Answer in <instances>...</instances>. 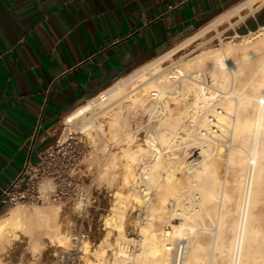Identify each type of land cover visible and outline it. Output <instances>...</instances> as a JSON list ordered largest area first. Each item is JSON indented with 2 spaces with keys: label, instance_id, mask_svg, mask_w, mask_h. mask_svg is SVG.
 Returning a JSON list of instances; mask_svg holds the SVG:
<instances>
[{
  "label": "bare ground",
  "instance_id": "1",
  "mask_svg": "<svg viewBox=\"0 0 264 264\" xmlns=\"http://www.w3.org/2000/svg\"><path fill=\"white\" fill-rule=\"evenodd\" d=\"M262 4L264 0H243L206 24L194 36L186 38L174 49L137 68L99 96L72 110L64 118V124L73 125L79 119H87L101 106L105 104L108 106L110 103L113 107L110 109L108 106L109 110L107 109L106 113L111 117V121L109 120L111 132L116 139L128 143V147L123 149L125 156L132 162H139L140 158L146 160L150 155H152L150 158L153 157L150 160L153 164L145 165V173H142L148 182L161 184L159 171L164 167L169 168L166 181L170 186L174 179L178 181L175 174L183 166L187 176V173H191L189 178L193 183L192 187L200 195L195 204L199 201L200 204L196 206L194 204V207L191 204L184 206L185 208L179 204L175 211L182 218L180 224H174L172 231L169 229L162 231L163 236L172 233L173 237L178 238L198 230L195 228L196 224L193 225L190 221L197 223L204 218V212H208V205L216 197L221 195L227 201L234 199V194L220 190L218 161L212 151L219 145L214 143V140L218 141L220 136L230 138L232 149L227 156L238 168L239 177L235 182L236 188L242 190L241 196L233 208L219 212L217 226L214 233L212 232L214 236L211 235L213 238L210 243L206 244V241L199 239L193 241L187 253L186 264H220L217 262L218 258L221 264H264V228L262 229V225L255 222L253 213L264 193V47L229 42L225 43L227 45L224 49H221L222 47L203 49V52L189 59L182 57L183 60L173 67L167 64L164 68L163 62L165 64L168 60H172L179 51L204 38L210 32H220V27L224 25L228 26L225 30L231 28L236 30L240 22L258 10ZM260 33L264 34V27L258 35ZM262 39L260 41H263ZM242 42H250V39H243ZM240 49H242L240 56L232 53ZM206 76H210L214 87L224 89L222 93L223 96L225 94L224 97L218 92L217 96L220 94V98L217 99L214 95L217 88L214 92L211 91L212 85L207 84ZM171 102H175L182 112L175 113ZM137 109L150 115L151 130L145 136L147 137L145 144L138 143L135 147H131L136 142L138 136L136 132L142 126L141 121L137 122L136 131L130 126L134 111ZM101 127L102 123L96 124L95 120H90L80 126L79 131L90 134ZM193 137L200 141L204 158L198 162L189 155L188 164L182 165L180 155L174 148L179 144L180 139L190 140ZM225 139L222 137L220 140L225 141ZM165 153H168L167 160L162 158ZM189 191H192L191 187ZM43 204L45 203H39V206ZM232 215L237 217L229 221ZM21 223L19 210L11 209L4 213L0 217V238L6 235L10 238L17 236L15 230ZM118 227L122 235V225ZM151 227L149 226V229ZM151 230L142 229L143 241L148 248L143 256L138 258V264H151V262L167 264L165 252L171 245L165 243L159 234ZM227 233H231L232 237L228 239ZM38 243L39 240L36 244ZM85 249L87 253V244ZM128 255L125 253V258ZM220 257L223 259L221 260ZM87 261V264H100L92 258Z\"/></svg>",
  "mask_w": 264,
  "mask_h": 264
},
{
  "label": "crops",
  "instance_id": "2",
  "mask_svg": "<svg viewBox=\"0 0 264 264\" xmlns=\"http://www.w3.org/2000/svg\"><path fill=\"white\" fill-rule=\"evenodd\" d=\"M242 1L0 0V192L68 113Z\"/></svg>",
  "mask_w": 264,
  "mask_h": 264
},
{
  "label": "rangeland",
  "instance_id": "3",
  "mask_svg": "<svg viewBox=\"0 0 264 264\" xmlns=\"http://www.w3.org/2000/svg\"><path fill=\"white\" fill-rule=\"evenodd\" d=\"M263 11L264 4L255 12L249 14L247 16L248 19L246 18L240 22L236 30L232 28L225 30L228 26L224 25L225 27H220V32H210L204 38L193 42L187 48L179 51L172 60H168L165 64L163 62V67L165 68L167 64L173 67L177 65L179 61L187 57L189 59L203 52L205 49H218L219 47L224 49L229 42L245 46L260 45V47H264V34L260 33V35H258L264 26L256 27L252 25V20H254L258 13H262ZM245 14L247 13L245 12ZM254 26L256 28H254ZM200 30L191 36H194ZM212 36L214 37L212 38ZM247 38L250 39V42L243 43L242 40ZM261 39L263 41H260ZM178 44L172 46L164 53L174 49ZM232 53L240 56L242 49ZM182 57L184 58L182 59ZM177 59L178 61H176ZM173 62L175 63L173 64ZM206 78V81H208L207 84L211 86L212 80L210 76H206ZM216 88L217 87L212 85L211 91L214 92ZM218 88V91L216 90L214 94L217 99L220 96V94L217 96L218 92L221 93V95L224 93V89L222 90L220 87L221 89L219 88V90ZM224 96L222 95L221 97ZM111 105L110 103L108 105L110 109L113 107ZM171 105L175 113L182 112V110L177 108L175 102H171ZM108 106L107 104L101 106V110L98 109L87 119H79L77 123L73 125L63 123L61 131V133H63V138L69 136V134H73L74 136H78V142L82 144L81 148L84 150V156L79 165V172L75 177L88 190L91 198L94 199L95 202L88 208L86 214L82 217H79L78 212L70 205L59 206L45 203L39 206V203H30L8 206L4 213L11 209L19 210L21 212L22 223L15 230L17 236L10 238V236L6 235L0 238V264H60V258L74 246L73 237L78 231H84L88 234V238H85L83 243V264H87L89 258L100 262V264H138V258L142 257L144 251L148 248L147 244L143 241L144 234L142 233V229L144 228H147L149 231L152 229L151 231H155L165 243H169L170 245L179 239L188 240V251H190L194 240H204L206 244L212 241L214 236L212 232L214 233L216 229L219 212H224L225 209L233 208L237 200H239L242 191L236 188L235 181L239 177L238 168L227 156L229 155L230 149H232L230 138L228 139L224 136L218 138L221 144L224 140L220 139H222V137L223 139L226 138L228 142H226L227 140L225 139L223 144L225 143L224 145H226V147L231 146L230 148H226L223 144L221 145L216 139L214 143L219 144L220 147L216 144L218 149L214 147L213 149H216V152L214 153V150L212 151L213 156L216 155L215 159L218 161V168H216L221 181L220 190H225L234 194V199L232 201H227L224 200L221 195L216 197L208 205V212H204V218L200 219L197 223L190 221L191 224H196L195 228L199 231L197 230L194 233H189L185 235V237L180 238L173 237L172 233L169 236H163V230L169 229L172 231L173 225L180 224L181 222V216L177 215L175 211L178 205L180 204L182 207H186L192 204V207H194V204L199 200L198 197L200 195L197 193L198 191L192 187L193 183H191L192 181L189 178L191 173H187V176L185 170H183V166L180 171H176L177 173L175 172V177L178 181L174 179L172 186H170L166 181V173L169 171V168L166 166L167 168H161L159 171L161 175V184L148 182L144 177L145 175H143L145 173L144 166L150 163L153 164V162L150 161L153 158H150L152 155L146 158L147 161L144 158H140L139 162H132L130 158L125 156L123 149L128 147V143L113 137L114 135L111 132L112 128L110 124L111 117L106 113L109 110ZM149 117L150 115L143 112L141 109L134 111V117L130 126L134 131L137 130V122L141 121L142 126L140 130L136 132L138 136L136 142H134L131 147H135L138 143L145 144V138H147L145 136H147L149 134L148 131L151 130L150 125L152 120L150 118L149 121ZM90 120H95L96 124L102 123V127L99 128L101 131L97 129L98 131L95 130L90 134L81 133L79 127ZM178 143L174 149L179 153L183 163L182 165L188 164L189 155H192L198 162L204 158L202 145L200 141L194 137L190 140L180 139ZM167 157L168 153H165L162 158L166 159ZM146 182H148V184ZM190 187L192 191H189ZM199 202L195 204V206L199 205ZM216 211L218 214H215L217 213ZM253 213L256 219L255 222L259 223L260 226L262 225L261 228L263 229L264 193L261 195V202L254 209ZM214 216L216 217L215 220ZM209 217L213 220L211 221ZM235 217H237V215L230 216L229 221ZM120 224L122 225V235L118 227ZM150 224H153L152 227ZM208 225H212V227H208ZM149 226L151 229H149ZM211 235L213 236L211 237ZM231 237V233H227V238L229 239ZM38 240L39 243L36 244ZM86 244L88 245L87 253L85 249ZM125 253H128L130 256L128 255V257L125 258ZM165 258H167V264H172L173 256L170 248L166 249ZM220 259L222 260L223 258L220 257ZM218 260L219 258L217 262L221 264ZM222 262L224 263V261ZM151 264L158 263L151 262Z\"/></svg>",
  "mask_w": 264,
  "mask_h": 264
},
{
  "label": "built area",
  "instance_id": "4",
  "mask_svg": "<svg viewBox=\"0 0 264 264\" xmlns=\"http://www.w3.org/2000/svg\"><path fill=\"white\" fill-rule=\"evenodd\" d=\"M99 96V95H98ZM78 136L69 134L39 153L37 162L26 160L21 171L0 192L3 207L30 203L70 205L79 217L95 202L88 190L76 179L84 150ZM74 246L60 258V264H83L84 240L88 234L78 231ZM172 264H186L188 240H177L171 247Z\"/></svg>",
  "mask_w": 264,
  "mask_h": 264
}]
</instances>
